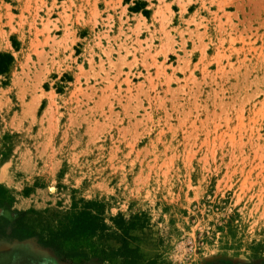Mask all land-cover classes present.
I'll return each mask as SVG.
<instances>
[{
    "label": "rangeland",
    "instance_id": "374dc122",
    "mask_svg": "<svg viewBox=\"0 0 264 264\" xmlns=\"http://www.w3.org/2000/svg\"><path fill=\"white\" fill-rule=\"evenodd\" d=\"M0 52V264H264V0H0Z\"/></svg>",
    "mask_w": 264,
    "mask_h": 264
},
{
    "label": "trees",
    "instance_id": "16d2710c",
    "mask_svg": "<svg viewBox=\"0 0 264 264\" xmlns=\"http://www.w3.org/2000/svg\"><path fill=\"white\" fill-rule=\"evenodd\" d=\"M12 62V55L9 52H0V75L5 74L8 71V68ZM92 202L86 201L82 209L77 213V215L73 216L71 220L70 227L64 232V234H92L95 232H101L105 228H107L106 223L101 219V217L92 214L89 211V206ZM114 224L117 228H124L119 225L118 222L124 221L121 215L112 218ZM129 228V227H128ZM127 229V227L125 228ZM24 237L20 238L23 239ZM45 246H54L53 241L50 243L44 244ZM122 254L120 257L122 258V264H138V249L137 247L130 248L124 241L122 243V247L119 249Z\"/></svg>",
    "mask_w": 264,
    "mask_h": 264
},
{
    "label": "crops",
    "instance_id": "0c3cea01",
    "mask_svg": "<svg viewBox=\"0 0 264 264\" xmlns=\"http://www.w3.org/2000/svg\"><path fill=\"white\" fill-rule=\"evenodd\" d=\"M137 3V5L139 4L138 2H136Z\"/></svg>",
    "mask_w": 264,
    "mask_h": 264
},
{
    "label": "flooded vegetation",
    "instance_id": "af4514ba",
    "mask_svg": "<svg viewBox=\"0 0 264 264\" xmlns=\"http://www.w3.org/2000/svg\"><path fill=\"white\" fill-rule=\"evenodd\" d=\"M39 259H37V261H38ZM39 262V261H38Z\"/></svg>",
    "mask_w": 264,
    "mask_h": 264
}]
</instances>
